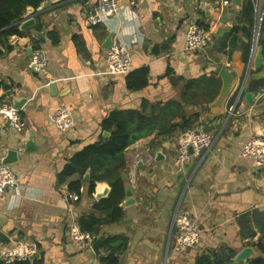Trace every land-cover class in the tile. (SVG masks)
I'll return each instance as SVG.
<instances>
[{"label": "crops", "instance_id": "1", "mask_svg": "<svg viewBox=\"0 0 264 264\" xmlns=\"http://www.w3.org/2000/svg\"><path fill=\"white\" fill-rule=\"evenodd\" d=\"M95 4L96 0L53 2L34 16V25L24 30L14 25L22 33L7 35L0 43V104L22 101V129L0 116V162L9 150L17 156L7 164L16 187L0 191V251L32 241L39 253L33 259L42 264H104L101 258L110 252L117 264H195L201 254L221 250L236 254L252 246L259 232L255 229L253 237H242L238 217L264 209V168L255 167L240 150L250 135L264 137V77L262 70L251 68L242 89L253 27L242 19L241 7L233 0L224 7L221 0H118L116 15L91 25L86 17ZM189 23L213 30L200 50H185ZM109 31L112 41L129 48L131 69L148 68L145 87L129 90L125 75L107 72L102 44ZM155 43L157 54L152 53ZM257 45L264 47V38ZM36 47L47 56L42 74L27 68L28 49ZM220 66L235 73L223 101L217 106L185 105L192 123L189 129H202L203 122L213 126L207 131L214 139L211 147L199 155L189 152L183 169L177 171L173 159L180 132L157 138L153 132L131 142L122 154L120 220L104 222L109 211L94 208L109 192L97 199L96 182L90 194V173L88 179L85 172L82 175L80 194L68 188L69 180L78 174L59 182L60 171L74 153L108 136L100 124L111 110L138 109L143 101L152 104L178 98L182 79L213 75L220 81V90L216 72ZM244 92L255 97L253 104L247 103ZM60 104L68 105L74 118V126L66 132L49 119ZM219 115L222 126L216 128ZM28 141L33 148L26 151ZM70 193L77 199H71ZM175 211L186 212L201 229L195 247L174 250ZM89 214L102 220L98 234L91 233L94 241L103 239L97 250L92 246L79 250L68 238L69 226ZM114 236L123 237L124 245L118 240L104 244Z\"/></svg>", "mask_w": 264, "mask_h": 264}, {"label": "trees", "instance_id": "2", "mask_svg": "<svg viewBox=\"0 0 264 264\" xmlns=\"http://www.w3.org/2000/svg\"><path fill=\"white\" fill-rule=\"evenodd\" d=\"M44 0H0V43L7 35L21 34L16 26H10L20 20L28 6L37 8ZM241 17L253 27V0H244L241 6ZM39 27V26H36ZM251 40V38H250ZM248 52L246 51V58ZM247 60V59H246ZM148 68L142 66L132 69L125 75V84L129 90H139L147 85ZM183 85L178 98L164 102L148 103L143 101L140 108H124L111 110L101 121L100 127L108 132V136L100 141L85 146L74 153L65 163L58 175L59 182H63L74 174L78 178L69 180V191L80 194L81 178L89 171V188L91 194L96 182H107L110 186L106 197L96 201L93 206L97 210H108L109 214L104 222H116L123 216L120 202L124 197V181L120 176L123 150L134 140L146 137L155 132V138L167 137L175 132H182L192 123L186 115L185 105L209 104L218 95L220 81L216 76H200L198 78L182 79ZM178 119V120H176ZM176 120V121H175ZM80 228L93 234H98L100 221L94 215H84L78 218ZM240 234L242 237H253L255 229L259 232L256 246L257 256L246 262H235L233 250L214 252L211 255L201 254L195 264H264V209H253L238 217ZM118 240L124 245L123 237H111L104 244ZM104 264H117L112 252L101 258ZM0 264H42L40 259L4 262Z\"/></svg>", "mask_w": 264, "mask_h": 264}, {"label": "built area", "instance_id": "3", "mask_svg": "<svg viewBox=\"0 0 264 264\" xmlns=\"http://www.w3.org/2000/svg\"><path fill=\"white\" fill-rule=\"evenodd\" d=\"M231 0H221V7L230 3ZM119 9L118 0H96L92 12L87 14V21L91 25L117 14ZM253 30L251 36V48L257 46L261 34L264 32V0H253ZM228 25H231L227 22ZM212 29H205L196 23H189L184 33V47L187 51L202 49L212 36ZM107 72L114 75H126L130 72L131 61L129 48L119 41H112L106 49ZM27 68L35 73H45L47 68V56L45 51L36 47L33 49L27 62ZM0 116L17 130L22 129V121L19 110L10 102L0 104ZM50 122L61 132H66L74 126V118L68 105H57L49 116ZM214 139L210 132L200 129L182 131L176 138V155L173 164L177 171H181L189 158V151L199 155L201 151L209 149ZM240 153L242 156L251 158L255 167L264 168V137L250 135L242 144ZM16 179L9 165L0 162V191L11 190L16 187ZM69 197L77 199L75 193ZM173 226L176 230L174 238V250L183 251L195 247L201 239V229L184 211H175ZM70 242L79 250L89 248L95 237L88 231L80 228L77 219L72 220L68 230ZM37 252L36 243L21 242L9 246L0 251V258L6 262L24 261L33 253Z\"/></svg>", "mask_w": 264, "mask_h": 264}, {"label": "water", "instance_id": "4", "mask_svg": "<svg viewBox=\"0 0 264 264\" xmlns=\"http://www.w3.org/2000/svg\"><path fill=\"white\" fill-rule=\"evenodd\" d=\"M58 1H62V0H55V1L54 0H44L40 3V5L37 8H33V7L28 6L26 8V10L24 11V13L22 14L20 20L14 22L10 26L17 25L18 28L21 30H24V29L31 27L35 23V18H34L35 15L40 14L45 9L49 8L53 2H58ZM242 1L243 0H233V3L239 8L242 5ZM38 38L42 39L41 35H38ZM112 38H113V32L109 31L106 38L104 39V43L102 44V48L107 49L109 47L111 41H112ZM261 38H264V33L261 34ZM28 51L31 54L33 49L29 48ZM1 53H2V49H0V54ZM152 53H154V54L158 53V45L156 43L152 47ZM251 64H253V67H251ZM263 66H264V47L261 45H257L255 47L253 45L251 53H250L249 62H248L247 73L243 79L244 81L242 83V89L244 86V82L247 78L248 72L250 71L251 68L253 70H262L260 72V75L264 77ZM216 72L218 73V77L221 79V87H220L219 93L216 96V98L214 99V101L210 103L211 106H217L228 95V93L230 92V88H231V81L235 77L234 71L227 69L225 66L217 67ZM50 88L52 91H54L55 85L53 83H50ZM242 89H241V91H242ZM244 98L246 99L247 103H249V104L254 103L255 97L251 94V92H244ZM21 103H22V101L16 102L15 100H13L12 104L15 108H17L19 110ZM221 118H222V116L219 115L218 119L220 121H219V123H216L214 125L216 128H220L222 126ZM207 124H208L207 122H203V124H202V130L203 131H208L213 127V126L208 127ZM103 135L107 136L108 133L106 131H104ZM31 148H33L32 141L31 142L28 141L25 150L29 151ZM189 152H192V150L190 149ZM156 157H157V159L159 158L158 153H157ZM16 159H17L16 152L13 150H9V151H7V155L2 159L1 162L4 164H9V163L14 162ZM88 175H89V171L87 170L85 172L84 178L88 179ZM98 184L99 185L96 186V188H95V190H96L95 197L97 199L100 197L106 196L107 193L109 192V187L107 184H105L103 182L102 183L99 182ZM102 239H103V237L100 236L92 243L91 246H92L93 250H97V247L100 244V242L102 241ZM187 249H189V248H187ZM258 253H259V250L256 246H245L234 255V261L237 263L246 262L247 260L257 256ZM38 256H39V253L35 252L29 257V259H33V258L38 257Z\"/></svg>", "mask_w": 264, "mask_h": 264}, {"label": "rangeland", "instance_id": "5", "mask_svg": "<svg viewBox=\"0 0 264 264\" xmlns=\"http://www.w3.org/2000/svg\"><path fill=\"white\" fill-rule=\"evenodd\" d=\"M263 33H264V32H263ZM260 38H261V36H260ZM260 38H259V39H260Z\"/></svg>", "mask_w": 264, "mask_h": 264}]
</instances>
